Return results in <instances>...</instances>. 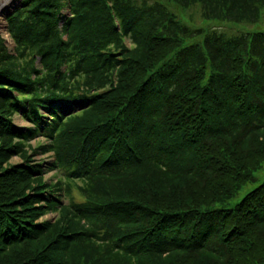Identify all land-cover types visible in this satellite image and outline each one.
<instances>
[{"label": "trees", "instance_id": "trees-1", "mask_svg": "<svg viewBox=\"0 0 264 264\" xmlns=\"http://www.w3.org/2000/svg\"><path fill=\"white\" fill-rule=\"evenodd\" d=\"M67 2L0 39V264H264V182L225 206L264 169V0Z\"/></svg>", "mask_w": 264, "mask_h": 264}, {"label": "rangeland", "instance_id": "rangeland-1", "mask_svg": "<svg viewBox=\"0 0 264 264\" xmlns=\"http://www.w3.org/2000/svg\"><path fill=\"white\" fill-rule=\"evenodd\" d=\"M21 2H22V0H18L16 4L15 3H13L12 5L9 4V6H8L10 8L9 13H12L17 7H19ZM6 17L7 16L3 17L2 20L4 22V26H6V24H7V28H5L6 29L5 33L0 32V39L4 40V43L8 47L10 52H14L15 41H14L11 33L8 30V22H7ZM216 25H221V24H219V21H217V20L216 21L211 20V21H205V23L201 27L205 28L206 26L210 27V26H216ZM219 29L226 30V28H224V26H222V25L219 26ZM84 107H85L84 102L76 101V102L73 103V105H65L63 107V110L69 111L72 108H74V110H76V109H81V108H84ZM15 122L17 124L21 125V126H32V123L30 121H28L25 118H22L20 115L15 117ZM40 142H45V139L44 138H37V139L32 140L31 143L36 145V144H38ZM35 160L37 162H45L47 164H49L50 161H53L52 154H50V153L38 154V155L35 156ZM11 162L12 163H18V162H20V158L14 156L11 159ZM57 173H58L57 170L56 171L50 170L49 172L46 173L45 178L48 180V182H52L51 179L56 177ZM255 175H256V180H254L252 182H249L247 185H245V187L241 188L239 190L238 194H237V197L234 198V200L226 203L225 206L234 207L235 203L240 201L245 196L246 192L256 188V186H258L259 184H261V182L264 181V169L255 170ZM77 197H78V200H80V197L79 196H77ZM65 202H67V200H65ZM217 206H222V205L218 204ZM46 217L47 218H51V219H55V217H57V214L49 213V214H47Z\"/></svg>", "mask_w": 264, "mask_h": 264}, {"label": "bare ground", "instance_id": "bare-ground-1", "mask_svg": "<svg viewBox=\"0 0 264 264\" xmlns=\"http://www.w3.org/2000/svg\"><path fill=\"white\" fill-rule=\"evenodd\" d=\"M17 1L18 0H10V2H7L8 4L6 5V6H4L3 8H0V32H2V33H5V31H6V29L5 28H7V24H6V26H4V22H3V17H5V16H9L10 15V13H9V10H10V8L8 7L9 6V4H13V3H17ZM65 2H66V6H69V4H68V2H67V0H65ZM14 6V5H13ZM63 12V14H61V16H62V18L60 19V24H58V26H59V28L60 29H63L64 28V22H65V18H63V16L64 15H67L68 17H70V12H68L67 11V8H63V10H62ZM8 14V15H7ZM7 17H6V19H7ZM64 35H66V34H64ZM66 37V36H65ZM79 102V101H78ZM65 105H73V103H68V102H60V108H61V110L63 111V112H67V110H63V107L65 106ZM71 110H74V108H72ZM16 157H19L20 158V162H18V163H27V160H24V159H22L20 156H16ZM255 180H256V177H255ZM264 182V181H263ZM261 184H262V182H261Z\"/></svg>", "mask_w": 264, "mask_h": 264}, {"label": "water", "instance_id": "water-1", "mask_svg": "<svg viewBox=\"0 0 264 264\" xmlns=\"http://www.w3.org/2000/svg\"><path fill=\"white\" fill-rule=\"evenodd\" d=\"M7 2H10V0H0V8L6 6L8 4Z\"/></svg>", "mask_w": 264, "mask_h": 264}]
</instances>
